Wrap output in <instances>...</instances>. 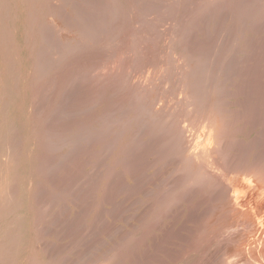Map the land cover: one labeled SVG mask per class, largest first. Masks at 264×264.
<instances>
[{"label":"rangeland","instance_id":"1","mask_svg":"<svg viewBox=\"0 0 264 264\" xmlns=\"http://www.w3.org/2000/svg\"><path fill=\"white\" fill-rule=\"evenodd\" d=\"M36 1H38L39 4L42 3V6L36 4ZM36 1L32 0V3H29L31 0H0V14H2L0 15V108L5 106L2 108L3 110L0 109L5 114H0V171L3 169L6 171L3 170L4 172L2 171L0 173V184H3L5 180L6 182L10 181V183H7L9 186L15 182V188L13 186L12 188L8 186L10 191L7 190L9 193L6 191L8 195H14L13 198L10 197V199L7 197L10 201L13 199V203L11 204L5 197L7 199L5 201L10 205L7 206L5 201L2 203L6 204L7 207L3 204L0 205V207H2L0 209V241H3L0 242V264H93V262L96 264L97 261L101 264L104 260L105 262L107 261V264H138L139 262V264H224V262L226 264L228 260H232V262L230 261L231 263L228 261V264H264V232L262 235L263 239L260 243L250 235L251 233H249L250 231H248L247 228L246 231H244V224L248 223L247 217H244L245 219L242 217L241 219L240 217L229 214L228 216L226 215L225 218L222 215V218V216L218 214L222 203H219L217 199L211 197L216 193L217 187L211 182L212 180H208L210 178H204V176H201L203 174L200 173V177L196 175L198 172L196 169L198 167L195 166L197 165H192L191 167L194 166L193 168L189 167V164L185 162L186 158L182 155L180 147L182 137H179L178 134L175 133V128L178 127L174 128L172 126L173 129H170L172 128L170 126L171 123L174 120L175 122H173V124L177 123L178 121L176 120L180 119L182 125L186 128L183 129L187 132L184 131L186 136L204 140L208 134V128L205 127L198 118H195V116H199L200 111L197 110H200V108L210 102L213 103L215 99L217 101L219 98H222V100L219 99V103L216 102L217 106L220 108V111H222L221 113L225 115L227 119L229 118L228 120L230 122L235 121L236 116H243L244 118L242 117L243 119H241L245 120V111H247V106L245 107V104L247 103L248 105V101H244L246 98L244 95L248 93L245 91V94L241 92V94H244H242L243 96L239 95L240 92L238 89L242 82L246 84L247 73L245 72L248 69L246 71L243 70L248 68L249 65L247 60H249L248 54L250 46L249 44L247 45V42L250 41V36L252 37L254 35L258 38L260 34H264V31H260L261 33L259 32V30L264 29V1L60 0V3L59 0ZM50 1H54L56 4ZM197 1L200 2L198 3ZM249 1H251V3ZM26 2L28 3L26 4ZM33 2H35L34 4L36 6H34ZM43 2L45 4H43ZM248 3H255L256 7H252V5ZM30 4L33 5V8ZM37 5L39 7H37ZM47 6L48 8L51 6L52 10L50 8L48 9ZM261 6H263L262 11ZM33 9L36 11H33ZM30 10L35 12L36 16L38 15L39 17H36ZM40 11H42V13ZM57 11H61L62 13L60 12L57 14ZM30 15L35 17H31ZM54 15L57 16L53 18V20L52 17H54ZM5 16H7V21L4 19L6 18ZM24 18L25 20H23ZM57 18H60L61 21L59 19L57 20ZM33 19L35 22H33ZM41 20L44 24L40 23ZM62 20H64V22ZM26 21L28 22L27 25ZM45 23L48 25L46 26ZM53 23H55V25ZM31 25L34 27L31 28ZM176 25L177 27L179 26L178 28L180 30L177 29ZM41 26L44 28H42L44 32L41 30ZM256 26H259L257 29L258 31H256ZM29 27L33 31H31L30 34ZM171 27H175V29ZM38 28L39 31L37 30ZM46 28L48 31H46ZM167 29L168 31H166ZM171 30L178 31L176 33L174 32V34H177L175 37ZM37 31L39 32L38 34H41V37L43 36V40H39L40 35H36ZM164 33L166 36H168V34L171 36L169 43H171L173 37V44L168 47L169 51L166 50L168 46L166 42L169 41L170 36L167 38L168 40H166V37L164 38L163 35ZM179 33H182L183 36L185 34L186 36H184V39L191 41H183V44H181L182 41H180V43L178 42L177 44V39H180L179 36H181ZM10 34L13 35L11 36ZM189 34H193V36L196 34L195 37L197 40L194 38V41L193 36ZM26 35L30 36V38H32V35L33 38L30 39ZM133 35L137 37L133 39ZM146 35L148 38L159 36L161 40H159V37H157V39L154 38L156 41L159 40L157 42L155 41L157 44H154L152 43L153 38H150L151 43L149 41L148 43L144 42L142 44L144 40L148 41L146 40L148 39ZM188 35L190 36L189 38ZM142 36L144 39H142ZM183 36H181L182 40H184ZM26 37H28V39H26ZM138 37L141 39L138 40ZM174 38H176L177 41H175ZM186 42L190 44L187 45ZM197 42L200 44L198 45ZM174 43L175 46H173ZM15 44L17 45L15 46ZM186 45L189 47L188 49ZM193 45L196 48L199 47V49L192 47ZM181 46H184V48L182 47L183 51L185 50L184 52L180 48ZM37 48L38 50L40 49L38 53H36L38 51ZM12 49L16 51V54ZM30 50H32V52ZM187 50L190 51L188 52ZM171 51H174V53ZM168 52H171V58L174 57L173 59L176 61L169 60L170 57L168 59ZM39 53L40 55H38ZM119 53L122 55L124 53V59L121 57L122 55H120L121 58L118 59L119 61H121V59L124 60L121 62L122 64L124 63L123 65L126 64L125 67L127 68L122 69H126L127 71L121 69V71L117 72L115 70L117 74L115 72L111 77L109 74L108 77L107 72L111 71L112 67L116 69L117 66L122 65L120 64L121 62L119 65L116 63L117 61L115 62V60H118L116 58L119 57ZM177 56L182 58L180 59ZM6 58L9 60H6ZM10 58H12L14 62H12ZM178 59H180V61ZM159 60L160 62L162 61L163 64L159 63ZM168 62H171L172 65ZM179 62L181 64H178ZM246 62L248 64H244ZM155 63H157L156 65L161 64V66L154 67ZM164 64L166 68L169 67L170 69H165ZM176 64L178 66L181 65V68H177ZM185 64H190L189 66L192 68L186 66L183 70L182 66ZM47 65L49 68L46 67ZM146 65L147 70L144 71L146 69L144 66ZM151 65L153 67H151ZM244 66L246 67L245 69H243ZM45 67L48 68V71ZM156 68L157 70L161 69L160 72L159 70L157 71ZM240 68L243 70H240ZM35 69H40V71L43 70L42 73L44 72V74L40 75L42 73L39 71V74L38 70ZM189 71L190 77L187 76V73H184ZM241 71H243L245 75ZM32 72H37L39 77H37V73L35 75ZM157 72H159L158 75ZM191 73L193 76H191ZM240 73L243 74V78H241ZM236 74L238 75L235 76ZM113 75L117 77H113L114 80L111 79ZM173 75L179 78L181 76L182 79H178V77L177 79L176 77L172 78ZM105 76L107 81H103ZM157 77H159V79ZM160 77H162V81L164 80L166 83L168 81L167 85L159 81L161 79ZM164 77L166 79H163ZM117 79H119V81H117ZM130 79H132V82L136 80L134 84L137 83L138 86L129 82L131 81ZM33 80H36L34 82L35 87L32 82ZM149 80H153L151 82L155 85L153 86L152 83L150 84L151 86L148 85ZM185 80L190 82V84L183 82ZM157 81L158 83L160 82L159 85H157ZM27 82L28 84H26ZM141 82L142 85L139 84ZM180 82L182 84H180ZM233 83L238 86H235ZM161 84L162 86H160ZM177 84H180L181 88L183 85V89L180 90L182 93L179 92L181 94L176 92L178 88L180 89V86ZM103 85L105 88H103ZM146 85H148L149 88L154 87L155 89L152 88L150 90ZM190 85L193 89H191L192 87ZM92 86L95 87L96 90H94V88L92 89ZM135 86L136 90L137 87L140 89H143V87L145 88L143 95L141 93L143 90L141 91L138 89L137 91L139 94L136 93ZM207 86L211 88H207ZM101 87L102 90L105 91L104 93L100 90ZM161 87L162 89L164 88L163 90L169 89L170 91L167 90L162 92ZM194 88L196 89L194 90ZM35 89H39V92L35 91ZM156 89L159 91L161 90L160 94L162 95L158 93L159 91L154 93L157 91ZM174 89L175 91L172 93L171 90ZM207 90L208 93L211 94L208 95ZM94 91H98V95H96L97 93ZM145 92L148 93V99L151 103L147 102L148 99L146 100L144 96ZM165 92L168 94H165ZM197 92H199V94L194 95V93L197 94ZM34 93L37 94L34 96ZM212 93L215 94L214 97ZM121 94L123 96L126 95L124 99ZM153 94L157 96L154 97L155 95ZM169 94L175 95L171 97ZM100 96L101 99L99 98ZM150 96L151 98H149ZM161 96L167 98L165 99L166 101ZM181 96L182 99L185 98L184 100L188 102L189 100L186 98H189L190 104H193L194 98L195 103L198 101L196 100L197 98L199 102L203 101L202 104L207 103L204 102V100L208 101V103L203 106L201 103H199V106L196 104L197 107L192 105L194 106L195 112L197 111L195 113L193 112V107L188 106V102H185L186 104L183 105ZM200 96L204 98L201 99L202 97L200 98ZM216 96L218 99L215 98ZM234 96L235 98H233ZM157 97L162 99H157ZM37 98L38 100H36ZM177 99L179 101H177ZM32 100L34 101L32 102ZM157 100H160V102L162 101V104L166 105L163 106L159 102L161 110L165 111L163 112L165 116L172 107L173 111L176 109V111L179 109L180 111H178V113L174 112V114H172L173 111H170V113H172H169L170 115L168 114V117L166 116L167 118L165 116H163L165 117L163 118L160 113H156L157 109V112H159L160 108L157 104V107H159H156L157 109L155 107L148 109L146 107L147 105H145L147 102L150 108ZM111 101L113 103L116 102L114 103L116 104V108L114 104L110 103ZM221 101H224L223 103L225 104L227 103V107L226 105L224 107V104H220ZM101 102L102 104L99 105ZM118 102H120V104ZM177 102L181 103L182 106L178 107L177 105L181 104ZM241 102L245 109L242 108L241 104L239 106ZM109 103L111 106L109 105L108 108H106ZM169 103L172 104L171 107ZM228 103H230L229 106ZM20 106H23V108ZM33 106L35 107V111ZM112 106H114L113 109L111 108ZM162 106H169L170 108L162 109ZM109 108H111V111ZM152 109H155V111H153L155 112V116H153L154 114L152 111L150 112ZM223 110H225L224 112H226V110L228 111L227 113H223ZM234 110H237V112L234 113ZM1 111L0 113H2ZM33 111L34 113H38L34 114ZM181 111L183 115L185 113V117L182 116V113L179 114ZM93 112H95V114H93ZM39 113L42 115H40L42 118L39 116L42 120L36 119L35 121L33 114L34 117L37 116L35 118H38ZM43 114L45 116H43ZM91 115H93L92 118H90ZM156 115L159 116L156 117ZM178 115H181L182 118L184 117L185 119H176ZM187 115H192L193 117ZM88 116H90V119H88ZM2 118H5V120L3 121ZM236 119L239 122L236 124L233 122V126L229 129L228 148H232L230 146H234L233 144L236 142L241 144V140L243 143V145H240V147H242V152L238 151L240 147H238L239 145L237 143L235 144L236 146L238 145L237 148L234 146L233 149H231L232 151L228 149V152L227 149H225V151L218 147V152L216 153L218 155H216V157H218V159L220 157L219 161L223 165L218 166V173L221 176H225L227 180H233L234 182L236 180V182L240 181L238 184L239 186L241 185L240 191L243 192L244 195L240 191L239 193L242 194L241 197H244L246 194L245 182L247 178L242 172L231 170L227 167L226 161L231 157L238 159L239 156L242 155L238 160L241 159V161L245 162L254 156V154L258 157L260 153V155H262V152L264 153V120L262 121L263 127L257 125L255 133L250 132L254 130L250 129L248 125V117H246L247 121H242L240 118ZM44 120L48 121V125ZM43 122H45V124H43ZM240 122L242 124H240ZM245 122L247 124H245ZM40 124L42 126H39ZM179 124H181L180 121ZM195 125L198 128L195 127ZM8 126H10V128ZM44 126H47V128L49 126V128L47 129ZM174 126H177V124H174ZM241 129L244 130V132ZM46 130L47 132H45ZM40 131L42 132L40 133ZM262 131L263 134L261 133ZM231 132H238V134H231ZM42 135L44 136L42 137ZM45 136L46 138L44 139ZM175 136H178V139H180L179 142ZM254 139L256 142H254ZM42 140L46 141L44 142ZM168 140L170 142H168ZM171 140L174 141L173 144ZM230 141L231 143L233 142L232 145H230ZM174 143L179 145L175 146ZM44 144L46 145L44 146ZM251 145H254V147ZM255 145H258L260 149L257 146L256 148ZM250 147H252L251 149L253 150H251ZM235 148L238 150L236 151ZM8 149H10V151ZM257 151L261 152L258 153ZM222 152L224 154H222ZM246 155H250L251 157H247ZM6 158L9 163H7ZM223 159L226 160L224 161ZM11 161L14 166H8V164H11ZM111 162H115L112 163L114 166L117 163L119 164L114 168ZM2 164H6V166L4 167ZM6 167H10L7 168L8 170L12 168V171L6 170ZM109 168L114 169L112 170L113 174L111 173L109 175ZM194 169L197 172H194ZM3 174L5 176H3ZM105 174L109 175L105 178L110 179L109 181L112 186L111 184L109 185L108 180H104ZM1 175L3 176V180ZM14 176L17 177L15 178ZM240 178L242 179L239 180ZM106 184L108 185L106 186ZM109 186L113 188H108ZM105 188H107V190H105ZM108 190H113L110 192L111 195L108 193L110 195L109 198H102L105 194L108 196ZM251 195H254L253 198L255 197V201L260 197V195L257 197L258 195L255 192H251ZM36 197H42L41 201L43 202V200H45V202H43L44 204H41V201H38L39 203L37 202L39 205L35 204L38 200ZM215 200L219 204L216 203ZM101 201L104 202L105 205L102 206ZM96 202L97 204H95ZM261 205V207H258L261 209L259 215H263L264 217V203ZM98 206L103 208L97 209ZM12 209L15 212H12L10 215ZM249 215V218L253 219V215L250 213ZM161 216L165 218H162L163 221L161 219L159 220ZM219 216L221 217L219 218ZM227 217L229 220L225 222ZM157 221L160 223L158 224ZM150 222H152L151 224H154V226L157 224L156 226L158 227L151 226ZM220 222H222V224H220ZM225 223H227L226 226L224 225ZM218 224L220 225L218 226ZM230 226H233L234 230ZM153 227L156 230H153ZM214 228H218V230L215 231ZM229 228H231V232ZM241 228L243 231H241ZM157 229L161 231L159 232ZM232 231L238 233L234 234ZM141 235H143L142 237H144L145 240L143 239L140 241L139 238ZM132 238L134 240H131ZM150 238L153 239L151 240ZM237 238H239V241H237ZM10 239L13 240H11L12 243L11 241L9 243L8 240ZM128 239L131 240L130 244L127 241ZM4 242H6V245ZM237 242H239V244ZM134 245H136V247H134ZM154 245L156 251L153 250ZM119 248L121 250L120 252L117 251ZM129 249L131 251H129ZM128 251L129 253H127ZM143 252H145V254ZM147 252L150 253L146 254ZM152 254L156 257L153 255L150 260ZM231 255H235L233 259ZM125 257L126 259H124ZM146 259H148L147 261L149 262H145ZM120 260L121 263L119 262ZM127 260L130 261L128 262ZM108 261L110 263H108Z\"/></svg>","mask_w":264,"mask_h":264},{"label":"bare ground","instance_id":"2","mask_svg":"<svg viewBox=\"0 0 264 264\" xmlns=\"http://www.w3.org/2000/svg\"><path fill=\"white\" fill-rule=\"evenodd\" d=\"M12 1V0H11ZM14 1V0H13ZM36 1V0H35ZM210 1H212V0H210ZM247 2H248V0H246ZM264 1V0H263ZM22 2V1H21ZM50 2H54V1H50ZM61 1L59 0V3H60ZM198 3L200 2V1H197ZM196 2V3H197ZM250 3H251V1H249ZM252 2H253V0H252ZM255 2V1H254ZM2 3V2H1ZM28 2H26V4H27ZM29 3H32V0H31V2H29ZM35 2H33V4H34ZM40 3H41V1H40ZM55 4H56V2H54ZM58 3V2H57ZM58 3V4H59ZM197 3V4H198ZM250 3H248V4H250ZM256 3V2H255ZM255 3H253V4H250V5H252V7H254L255 6ZM36 4H38V5H40V6H42V3L41 4H39L38 3V1H36ZM43 4H45L44 2H43ZM195 4V3H194ZM4 5V4H3ZM30 5H32V4H30ZM37 5V7H39ZM52 5H54V4H52ZM28 6V5H27ZM34 6H36L35 4H34ZM58 6V5H57ZM263 6H264V4H263ZM263 6H261V11L263 10L262 8H263ZM1 7V6H0ZM31 7V6H30ZM251 7V8H252ZM256 7V6H255ZM32 8H33V5H32ZM41 8V7H40ZM39 8V9H40ZM44 8H45V5H44ZM47 8H48V6H47ZM51 10H52V8H51V6L49 7ZM48 8V9H49ZM4 9V8H3ZM3 9H1L2 11H4ZM15 9V8H14ZM31 9V8H30ZM35 9H36V7H35ZM35 9H33V11H36ZM55 9V8H54ZM7 10H9V9H7ZM12 10V9H11ZM28 10H29V7H28ZM43 10V9H42ZM55 10H57V9H55ZM2 11H1V13H2ZM16 11V10H15ZM33 11H31L30 10V12L31 13H34L35 14V12H33ZM49 11V10H48ZM48 11H47V13H48ZM41 13H42V11H40ZM61 12V11H60ZM60 12H56L57 14H59ZM6 13V12H5ZM14 13V12H13ZM38 13V12H37ZM46 13V12H45ZM62 13V12H61ZM256 13V12H255ZM4 14V13H3ZM8 14V13H7ZM33 14V15H34ZM40 14V13H39ZM52 14V13H51ZM53 14H54V10H53ZM236 14V13H235ZM0 15H2V14H0ZM33 15H30L31 17L33 16ZM9 16V15H8ZM16 16V15H15ZM35 16H36V14H35ZM35 16H33V17H35ZM38 16V15H37ZM36 16V17H37ZM57 16V15H56ZM55 15H54V17H52V19L53 18H55L56 17ZM6 18H4V19H6V21H7V16H5ZM14 17V16H13ZM27 17H28V15H27ZM26 17V18H27ZM39 17V16H38ZM45 17H46V15H45ZM59 17V16H58ZM60 17H63V16H60ZM10 18V17H9ZM8 18V19H9ZM29 18V17H28ZM43 18V17H42ZM3 19V20H4ZM44 19H46V18H44ZM49 19V18H48ZM51 19V20H52ZM60 20V18H57V20ZM23 20H25V18L23 19ZM40 20V19H39ZM47 20V19H46ZM50 20V21H51ZM54 20V19H53ZM52 20V21H53ZM56 20V19H55ZM56 20V21H57ZM9 21V20H8ZM18 21V20H17ZM44 21V20H43ZM52 21H51V23H52ZM61 21V20H60ZM63 22H64V20H62ZM4 22H5V20H4ZM4 22H3V24H4ZM33 22H35L34 21V19H33ZM37 22V21H36ZM55 22V21H54ZM12 23V22H11ZM27 21H26V25H27ZM40 23H42V24H44V22H42V20H41V22ZM39 23V24H40ZM62 23V22H61ZM14 24H15V21H14ZM35 24V23H34ZM54 25H55V23H53ZM60 24V23H59ZM72 24V23H71ZM138 24V23H137ZM174 24V23H173ZM172 24V25H173ZM20 25V24H19ZM23 25V24H22ZM45 25L47 26L48 24H46L45 23ZM62 25H63V23H62ZM79 25V24H78ZM135 25V24H134ZM256 25V24H255ZM12 26V25H11ZM24 26V25H23ZM29 26V25H28ZM32 26V25H31ZM37 26V25H36ZM43 26V25H42ZM41 26V30L44 32V26L42 27ZM65 26V25H64ZM171 26V25H170ZM174 26H175V24H174ZM181 26V25H180ZM260 26V25H259ZM259 26H256V27H254V28H256V31H258L257 29L259 28ZM34 26H32L31 28H33ZM39 27H40V25H39ZM49 27V26H48ZM47 27V28H48ZM80 27V26H79ZM136 27V26H135ZM176 27H177V25H176ZM179 27V26H178ZM177 27V29L178 30H180L179 28ZM14 28V27H13ZM31 28L29 27V29H30V32H29V34L31 33ZM43 28V29H42ZM46 28V29H47ZM55 28H57V27H55ZM78 28V27H77ZM171 28H173V29H175V27H171ZM11 29H12V27H11ZM10 29V30H11ZM25 29V28H24ZM45 29V30H46ZM59 29V28H58ZM79 29V28H78ZM77 29V30H78ZM166 29V28H165ZM169 29H170V27H169ZM250 29H252V28H250ZM249 29V30H250ZM261 29H263V28H261ZM38 31H39V28L37 29ZM72 30H74V29H72ZM138 30V29H137ZM37 31V34L36 35H40V41H41V39H42V37H41V34H38L39 32ZM41 31V32H42ZM46 31H48V29L46 30ZM57 31V30H56ZM166 31H168V29L166 30ZM170 31V30H169ZM172 31V30H171ZM255 31V30H254ZM255 31V32H256ZM260 31H264V29L263 30H259V32ZM12 32V31H11ZM33 32V31H32ZM40 32V33H41ZM43 32H42V34H43ZM76 32V31H75ZM173 32V33H172ZM171 33L172 34H174V32L176 33V32H178V31H172ZM179 32H181V31H179ZM258 32V33H259ZM253 33V32H252ZM261 33V32H260ZM3 34V33H2ZM21 34V33H20ZM24 34V33H23ZM171 34V35H172ZM180 34V33H179ZM11 35V34H10ZM13 35V34H12ZM11 35V36H12ZM33 35V34H32ZM31 35V37L33 38V36ZM144 35V34H143ZM164 35V38L166 37V40H168L167 38L170 36L169 34H168V36H166L165 35V33L163 34ZM177 34H174V37L176 36ZM181 36H183V34L181 33L180 34ZM190 36H193V34L191 35V34H189ZM188 35V38L190 37ZM196 35V34H195ZM195 35L193 36V39L195 38L196 40H197V38L195 37ZM255 35H257V34H255ZM259 35V34H258ZM25 36V35H24ZM26 36H28V35H26ZM45 36V35H44ZM145 36V35H144ZM179 36V35H178ZM181 36H179L180 37V39H177L176 40V38H174V40L175 41H177V44H178V42L180 43V41H182L181 42V44H183V41L185 42V41H188V42H190L191 40H185L184 39V36H186L185 34H184V36H183V39L184 40H182V38H181ZM29 38H30V36H28ZM28 37H26V39H28ZM38 37V36H37ZM133 37V39H134V37H137V36H132ZM146 37H147V35H146ZM146 37H145V39H146ZM157 37H159V36H156V37H154V38H156L157 39ZM32 38H30V39H32ZM39 38V37H38ZM47 38V37H46ZM139 39L138 40H140L141 38L140 37H138ZM148 38V37H147ZM151 37H149L148 39H146V40H148V41H143L142 42V44L144 43V42H149L150 41V43H151V39L153 38H151ZM153 38V40H152V43H154V44H157L156 42L157 41H159V40H161L160 38L161 37H159V40H155ZM187 38V37H186ZM187 38V39H188ZM192 38V37H191ZM211 38V37H210ZM0 39H1V37H0ZM77 39V38H76ZM136 39V38H135ZM142 39H144L143 38V36H142ZM170 39H171V36L169 37V41H167L166 43H168L166 46H167V49L166 50H168L169 51V49H168V47H170L169 45H171V44H173L172 43V41H173V37H172V41H171V43H169L170 42ZM195 39H194V41H195ZM203 39V38H202ZM24 40H25V38H24ZM34 40V39H33ZM43 40V39H42ZM46 40V39H45ZM53 40H55V39H53ZM164 40V39H163ZM236 40V39H235ZM234 40V41H235ZM1 41V40H0ZM32 41V40H31ZM156 41V42H155ZM248 41H249V39H248ZM26 42V41H25ZM33 42V41H32ZM39 42V41H38ZM47 42V41H46ZM137 42H139V41H137ZM165 42V41H164ZM198 42H199V40H198ZM197 42V44L199 45L200 43H198ZM9 43V42H8ZM140 43V42H139ZM187 43V42H186ZM185 43V44H186ZM192 43V42H191ZM195 43V42H194ZM35 44V43H34ZM188 44H190V43H187V45ZM225 44V43H224ZM249 44V46H250V48H249V60H247V62L249 63V65H248V68H246L245 66H244V68L243 69H245V70H243L242 68H240V70L242 69L243 71H246L247 69V71L245 72V73H247V75H246V84H245V82H242V84L241 85H239V92H240V94L239 95H242L245 91H247V95H244V96H246V98L244 99V101L245 100H247L248 101V105H247V103L245 104L244 103V101H243V103L245 104V107L247 108V111H245L244 109V106L242 105L243 103L241 102V103H239V106H240V104H241V106H242V108H244L243 110L246 112V117H248V125H249V127H250V129H252V130H254V131H250V132H255L256 130H255V128H256V126L257 125H261L262 126V121L264 120V34H260V36L257 38L256 36H250V41L249 42H247V45ZM11 45V44H10ZM17 44H15V46H16ZM68 45V44H67ZM187 45H186V47H187ZM194 45H196V44H194ZM192 46V47H195V46ZM28 46V45H27ZM39 46H40V44H39ZM38 46V47H39ZM164 46V45H163ZM173 46H175V43H174V45ZM179 46V45H178ZM233 46V45H232ZM76 47H77V45H76ZM182 47L184 48V46H181L180 48L182 49ZM186 47H185V49H186ZM14 48V47H13ZM16 48V47H15ZM19 48V47H18ZM17 48V49H18ZM25 48H26V46H25ZM32 48V47H31ZM176 48V47H175ZM189 47H187V49H188ZM196 48V47H195ZM33 49H34V47H33ZM160 49V48H159ZM163 49H164V47H163ZM193 49V48H192ZM196 49H199V47H197ZM245 49V48H244ZM248 49V48H247ZM10 50H11V48H10ZM13 50V49H12ZM37 50H38V48H37ZM40 50V49H39ZM39 50L36 52V53H38L39 52ZM191 50V49H190ZM189 50V51H190ZM230 50V49H229ZM3 51V50H2ZM5 51V50H4ZM9 51V50H8ZM13 51H15V50H13ZM31 52H32V50H30ZM161 51H162V49H161ZM160 51V52H161ZM164 52H166L165 50H163ZM179 51V50H178ZM182 51H183V49H182ZM185 51V50H184ZM183 51V52H184ZM188 51V50H187ZM188 51V52H189ZM194 51V50H193ZM247 51V50H246ZM54 52V51H53ZM163 52V53H164ZM171 52H173L174 53V51H171ZM171 52L169 53L168 52V54H169V56H167L168 57V59H169V57H170V59L169 60H175V59H173V58H171V56H172V54H171ZM245 52V51H244ZM18 53V52H17ZM196 53H198V52H196ZM199 53H200V51H199ZM198 53V54H199ZM5 54V53H4ZM15 54H16V51H15ZM165 54V53H164ZM170 54H171V56H170ZM189 54V53H188ZM187 54V55H188ZM192 54V53H191ZM193 54H194V52H193ZM31 55V54H30ZM37 55V54H36ZM38 55H40V53L38 54ZM38 55H37V57H38ZM119 55V57H117L116 59H118V58H121V57H123V59H124V53H123V55L122 54H118ZM120 55H122L121 57H120ZM195 55V54H194ZM16 56V55H15ZM57 56V55H56ZM174 56V55H173ZM176 56V55H175ZM180 56H181V54H180ZM180 56H177V57H179L180 58ZM40 57V56H39ZM67 57V56H66ZM127 57H129V56H127ZM126 57V58H127ZM176 57V58H177ZM13 58V57H12ZM12 58H10L11 60H12ZM16 58V57H15ZM42 58V57H41ZM164 58V57H163ZM162 58V59H163ZM182 58V57H181ZM180 58V59H181ZM8 58H6V60H7ZM37 59V58H36ZM123 59H121V61H124ZM165 59V58H164ZM180 59H178L179 61H180ZM3 60V59H2ZM1 60V61H2ZM9 60V59H8ZM126 60V59H125ZM37 61V60H36ZM38 61H39V59H38ZM117 61V62H116ZM119 59L118 60H115V62L116 63H118V65H119V63L121 62V61H119ZM163 61H165V60H163ZM168 61V60H167ZM166 61V62H167ZM176 61V60H175ZM182 61V60H181ZM192 61V60H191ZM9 62V61H8ZM12 62H14L13 60H12ZM114 62V63H115ZM158 62V61H157ZM244 63V64H248V63ZM10 63H11V61H10ZM16 63V62H15ZM34 63H35V61H34ZM126 63V62H125ZM159 63H162L163 64V62L161 61L160 62V60H159ZM168 63H171V62H168ZM168 63H166V64H168ZM177 63V62H176ZM191 63V62H190ZM43 64V63H42ZM120 64H122V62L120 63ZM124 64V63H123ZM122 64V65H123ZM157 63H155V65H154V67L155 66H161V64H158V65H156ZM178 64H181L180 62L178 63ZM242 64H243V62H242ZM14 65V64H13ZM12 65V66H13ZM116 65V64H115ZM117 66V68L115 69V68H113L112 67V70L111 71H108L106 74H107V76L109 77V74H110V77H111V75L113 74V73H115L116 71L117 72H119V71H121V69L122 68H127V67H125V65H123V66ZM165 65V64H164ZM171 65H172V63H171ZM177 65V64H176ZM190 65V64H189ZM189 65H187V64H185L184 66H182L183 67V70H184V67H188ZM59 66V65H58ZM109 66V65H108ZM107 66V67H108ZM128 66V65H127ZM149 66H150V64H149ZM168 66H169V64H168ZM181 66V65H180ZM180 66H178L177 65V68H179ZM192 66V65H191ZM46 67H48V65L46 66ZM45 67V69L47 70L48 68H46ZM110 67V66H109ZM146 67V69L144 70V71H146L147 70V65L146 66H144V68ZM151 67H153L152 65H151ZM150 67V68H151ZM169 67H171V66H169ZM169 67H167L168 69H170ZM173 67H175V66H173ZM190 67V66H189ZM188 67V68H189ZM195 67V66H194ZM166 68V65H165V69H167ZM176 68V69H177ZM181 68V67H180ZM188 68H186V69H188ZM190 68H192V67H190ZM221 68H222V65H221ZM10 69H11V67H10ZM41 69V68H40ZM40 69L38 70V69H35V70H38V73L40 74V72L42 73V71L43 70H41L40 71ZM109 69V68H108ZM111 69V68H110ZM163 69V68H162ZM175 69V70H176ZM106 70V69H105ZM116 70V71H115ZM122 70H126V69H122ZM148 70H149V67H148ZM153 70H155V69H153ZM153 70H151V71H153ZM156 70H157V68H156ZM159 70V69H158ZM157 70V71H158ZM161 70V69H160ZM160 70H159V72H160ZM179 70V69H178ZM227 70V69H226ZM40 71V72H39ZM48 71V70H47ZM127 71V70H126ZM177 71V70H176ZM187 71V70H186ZM243 71H241L243 74H244V72ZM10 72H12V71H10ZM23 72H25V71H23ZM117 72H116V74H117ZM123 72V71H122ZM148 72V71H147ZM159 72H157V75H158V73ZM171 72V71H170ZM175 72V71H174ZM32 73H34L35 75H36V73L35 72H32ZM32 73H31V75H32ZM37 73V74H38ZM47 73V72H46ZM127 73V72H126ZM143 73V72H142ZM152 73V72H151ZM179 73V72H178ZM184 73H187V76H189L190 77V71L189 72H184ZM215 73V72H214ZM33 74V75H34ZM39 74H38V76L37 77H39ZM44 74V72L42 73V74H40V75H43ZM102 74V73H101ZM120 74V73H119ZM147 74V73H146ZM170 74V73H169ZM189 74V75H188ZM192 74V73H191ZM198 74V73H197ZM241 74V73H240ZM243 74H241L240 76H241V78H243L242 77V75ZM34 75V76H35ZM121 75H123V74H121ZM156 75V74H155ZM156 75V76H157ZM160 75H161V73H160ZM204 75H206V74H204ZM209 75V74H208ZM217 75V74H216ZM238 74H236L235 76H237ZM245 75V74H244ZM16 76V75H15ZM150 76H152V75H150ZM154 76V75H153ZM171 76V75H170ZM174 76V77H173ZM172 76V78H175L176 77V79H177V77L178 76H175V75H173ZM186 76V77H187ZM191 76H193V74L191 75ZM239 76V77H240ZM17 77V76H16ZM33 77V76H32ZM36 77V76H35ZM37 77H36V79H37ZM113 77H115V78H117L116 77V75H113L112 76V80H114V78ZM121 77V76H120ZM166 77V76H165ZM163 78V79H166V78ZM185 77V76H184ZM238 77V78H239ZM158 79H159V77H157ZM161 79L159 80V81H161V83H166V82H164V80L162 81V77H160ZM180 78H181V76H180ZM179 77H178V79H180ZM33 79V78H32ZM109 79V78H108ZM120 79V78H119ZM119 79H117V81H119ZM132 79H133V77H132ZM132 79H130L131 81H129V82H131L132 84H134V82H136V80L134 81V82H132ZM175 79V80H176ZM182 79V78H181ZM184 79H186V78H184ZM17 80V79H16ZM27 80V79H26ZM55 80V79H54ZM93 80V79H92ZM107 81V79H106V76H105V79H103V81ZM110 80V79H109ZM169 80V79H168ZM187 80V79H186ZM183 81V82H186V84H190V82H188V81ZM192 80V79H191ZM36 80H33L32 82H33V85H34V87H35V84H34V82H35ZM117 81H115V82H117ZM123 81V80H122ZM125 81H127V80H125ZM138 81V80H137ZM140 81V80H139ZM151 81H153V80H149V84L148 85H150L152 82ZM167 81V80H166ZM173 81H174V79H173ZM14 82V81H13ZM16 82H18V81H16ZM31 82V83H32ZM109 82V81H108ZM112 82V81H111ZM114 82V81H113ZM155 82V81H154ZM188 82V83H187ZM199 82H201V81H199ZM107 83V82H106ZM131 83H130V85H131ZM143 83H145V82H143ZM156 83V82H155ZM157 83H158V81H157ZM160 83V82H159ZM159 83L157 84V85H159ZM167 83H168V81H167ZM167 83H166V85H167ZM194 83V82H193ZM213 83V82H212ZM26 84H28V82L26 83ZM30 84V83H29ZM38 84V83H37ZM104 84H105V82H104ZM108 84V83H107ZM117 84V83H116ZM139 84H141L142 85V82L141 83H139ZM180 84H182L181 82H180ZM180 84L178 85V86H180ZM234 84V83H233ZM247 84H248V86H247ZM14 85H16V84H14ZM61 85V84H60ZM106 85V84H105ZM134 85H136V86H138L137 85V83L136 84H134ZM141 85H139L140 87H142ZM144 85V84H143ZM148 85H146V87L148 86ZM152 85L154 86L155 84H153L152 83ZM232 85V84H231ZM235 86H238V85H236V84H234ZM27 86V85H26ZM112 86H113V84H112ZM136 86H135V91H136V93L137 94H139L138 93V89L139 90H143V92H141V91H139V92H141L142 93V95H143V93H144V87H143V89H140V88H138L137 87V90H136ZM151 86V85H150ZM160 86H162V84L160 85ZM168 86H169V84H168ZM174 86V85H173ZM186 86V85H185ZM191 86V85H190ZM189 86V87H190ZM200 86H202V85H200ZM60 87V86H59ZM108 87V86H107ZM164 87V86H163ZM187 87V86H186ZM188 87V88H189ZM192 87V86H191ZM204 87V86H203ZM232 87V86H231ZM230 87V88H231ZM94 88V90H96V88L95 87H93L92 86V89ZM98 88V87H97ZM103 88H105L104 87V85H103ZM148 88H149V86H148ZM153 89H155L154 87H152ZM152 88H149L150 90L152 89ZM157 88V87H156ZM158 88H159V86H158ZM165 88V87H164ZM163 88V89H164ZM207 88H211L210 86L208 87L207 86ZM237 88V87H236ZM28 89V88H27ZM147 89V88H146ZM162 89V87H161V90H162V92H164V91H167V90H169V89H166V90H163ZM171 89V88H170ZM176 89V88H175ZM175 89L174 90H171L172 91V93H173V91H175ZM183 89V85H182V88H181V86H180V89L178 88L177 89V93H179V92H181L182 93V91H180V90H182ZM191 89H193V87L191 88ZM196 88H194V90H195ZM29 90V89H28ZM39 89H35V91H38ZM100 90H102V87H101V89ZM127 90V89H126ZM128 90H129V87H128ZM157 90V89H156ZM161 90L159 91V90H157V91H155L154 92V90H153V92L154 93H156V92H158L159 94H160V92H161ZM179 90V91H178ZM237 90V89H236ZM33 91V90H32ZM99 91V90H98ZM98 91H94L95 93H97ZM130 91V90H129ZM146 91V90H145ZM149 91V90H148ZM147 91V92H148ZM170 91V90H169ZM185 91V90H184ZM39 92V91H38ZM93 92V91H92ZM102 92L104 93L105 91L104 90H102ZM149 92H152V91H149ZM176 92H174V93H176ZM192 92H193V90H192ZM195 92V91H194ZM238 92V91H237ZM241 92H243L242 94H241ZM1 93V92H0ZM102 93V94H103ZM111 93V92H110ZM109 93V94H110ZM171 93V92H170ZM176 93V94H177ZM181 93H179V94H181ZM207 93H208V90H207ZM234 93V92H233ZM16 94V93H15ZM35 94H37V93H34L33 95L35 96ZM101 94V95H102ZM129 94V93H128ZM146 94V95H145ZM145 94H144V96L146 97V100L148 99V93H146L145 92ZM150 94V93H149ZM165 94H168V93H166L165 92ZM190 94H191V91H190ZM193 94V93H192ZM199 94V92H197V94L196 93H194V95H198ZM209 94H211V93H208V95ZM32 95V94H31ZM94 95V94H93ZM96 95H98V93L96 94ZM112 95V94H111ZM122 95V94H121ZM120 95V96H121ZM130 95V94H129ZM153 95H155V94H153ZM160 95H162V94H160ZM160 95H159V97H160ZM169 95H171V97H172V95H175V94H169ZM168 95V96H169ZM207 95V94H206ZM205 95V96H206ZM212 95H213V97H214V93H212ZM238 95V96H239ZM242 95V96H243ZM9 96V95H8ZM103 96V95H102ZM110 96V95H109ZM113 96V95H112ZM112 96H111V98H112ZM119 96V97H120ZM123 96V95H122ZM126 95H124L123 96V99H124V97H125ZM157 95H155L154 97H156ZM163 96H164V93H163ZM166 96V95H165ZM211 96V95H210ZM220 96H221V94H220ZM237 96V97H238ZM162 97V96H161ZM167 97V96H166ZM176 97V96H175ZM185 97H187V96H185ZM189 97V96H188ZM202 96H200V98H201ZM206 97H208V96H206ZM232 97V96H231ZM230 97V98H231ZM32 98V97H31ZM38 98H39V96H38ZM38 98L36 99V100H38ZM100 99H101V96L99 97ZM149 98H151V96L149 97ZM162 98H164V97H162ZM162 98H158L157 97V99H162ZM178 98V97H177ZM192 98V97H191ZM204 97H202L201 99H203ZM215 98H217V96L215 97ZM233 98H235V96L233 97ZM110 99V98H109ZM116 99V98H115ZM128 99V98H127ZM132 99V98H131ZM135 99V98H134ZM156 99V98H155ZM154 99V100H155ZM165 99H167V98H164V100ZM173 99H175V98H173ZM179 99V98H178ZM177 99V101H179ZM181 99H182V96H181ZM185 99V98H184ZM184 99H182V102H183V105L184 104H186L188 101L186 100H184ZM186 99H188L189 100V102H190V99L189 98H186ZM210 99V98H209ZM208 99V100H209ZM213 99V98H212ZM218 99V98H217ZM219 99H221L222 100V98H219ZM217 100L216 101V99H215V101H213V103H211L210 101V103L209 104H207L208 103V101H206V100H204V102H207V103H204V104H207V105H204V104H202L203 103V101L201 102H199V99L197 98L196 100H198L197 101V103H195L194 101H195V98H194V101L192 102L193 104H190L189 102V107H191L192 105H194V106H196L197 107V105L196 104H198V106H199V103H201L202 104V106H201V104H200V106L202 107V108H200V110H197V111H200L199 112V116L198 117H196L195 116V118H198L199 120H200V122L205 126V127H207L208 128V134H207V136L205 137V139L203 140V139H200V140H198V139H196V138H190V137H188V136H186V134H184L185 132H186V130H183L184 128H185V126L184 125H182V122H181V120L179 119V118H182V116H184L185 117V113H184V115H183V112L182 111H184V110H182L181 112H179V114H181L182 113V116L180 115H178L177 117H176V119L178 118L179 120H176V121H178L177 123H174V124H177V126H174V124H173V122H175V120L171 123V127L173 126L174 128L175 127H178V128H175V133L176 134H178V136L179 137H182V139H181V141H180V147H181V150H182V155L186 158L185 160V162H187V164H189V167L190 168H193V167H191L192 165H197V166H195V167H198L196 170H198V172L195 170L194 172H197L196 173V175L198 176V177H200V174H203V175H201V176H204V178H206L207 177V179L208 178H210V179H208L209 181H211L214 185H215V187H217V191H216V193H214L211 197H214L215 199H217V201H219V203H222V205L220 206V209H219V211H218V209H217V211L219 212L218 214H220L221 216L223 215L224 216V218H225V216L227 215H229V214H232V215H234V216H237V217H240L241 219H242V217L244 218V217H247V221H248V223L247 224H244V226H245V230L244 231H246V228L248 229V231H250L249 233H251L250 235L252 236V237H254L256 240H258L260 243H261V240L263 239L262 238V235H263V229H264V217H263V215H259L260 214V210L261 209H259L258 207L260 206H262L261 204H263L264 203V153L262 152V155H260L261 153V151L260 152H258V153H260L259 155H258V157L257 156H255L256 154H254V156H250V155H246L247 157H251V158H249L247 161H245V162H243V161H241V159L240 160H238L239 158H241V156H239V158L238 159H236L235 157H234V155H233V157L234 158H232L231 156V158L229 159L228 158V161H226L227 162V167H229L231 170L233 169V170H238V171H240V172H242L244 175H245V177L247 178L246 179V184H245V188H246V191H245V196L244 197H241V195L243 194V192H241L240 191V187H241V185L239 186V184H238V182H240V181H238V182H234L233 180L231 181V180H227L226 179V177L225 176H221L219 173H218V166H221L222 165V163L219 161L220 160V157H219V159H218V157H216V155H218V154H216L218 151H217V148L219 147L220 149H222V150H225V149H227V152H228V149L229 150H231V149H233V147L234 146H236L235 144H237L238 142H234L235 144H233V142L231 143V141L229 142V143H231L230 145H234V146H230V147H232V148H228V137H229V134H230V128H231V126H233V122H235V124L236 123H238L239 121L236 119V118H242V117H237L236 116V118H235V121H229L227 118H226V116L225 115H223L221 112L222 111H220V108H218V106H217V103L216 102H218V101H220V100ZM184 100V101H183ZM34 100H32V102H33ZM102 101V100H101ZM107 101V100H106ZM116 102H117V99L115 100ZM118 101H120V100H118ZM122 101V100H121ZM126 101V100H125ZM135 101V100H134ZM152 101H153V97H152ZM166 101V100H165ZM169 101V100H168ZM167 101V102H168ZM181 101V100H180ZM246 101V102H247ZM36 102V101H35ZM44 102V101H43ZM103 102H104V100H103ZM116 102H114V103H116ZM133 102V101H132ZM143 102L145 103V100L143 99ZM147 102H149V99L147 100ZM146 102V104L145 105H147L146 107L148 108V109H151V108H153V107H157V105L159 106V104L161 103V105H163L162 104V101L160 102V100H157L154 104H152L151 106H150V108L148 107V103ZM160 102V103H159ZM186 102V103H185ZM215 102V103H214ZM224 102V101H223ZM222 101L220 102V104H224L223 106L225 107V105L227 104H225V103H223ZM106 103V102H105ZM110 103H112V104H114L112 101L110 102ZM108 104L107 105V107L106 108H108V106L110 105L111 106V104ZM119 104H120V102H118ZM123 103V102H122ZM149 103H151V102H149ZM164 103V102H163ZM177 103H179V102H177ZM177 103H175V104H177ZM219 103V102H218ZM237 103H238V101H237ZM236 103V104H237ZM9 104V103H8ZM23 104H25V103H23ZM35 104V103H34ZM34 104H32V105H34ZM45 104V103H44ZM100 104H102V102L101 103H99V105ZM157 104V105H156ZM170 104V103H169ZM179 104H181V103H179ZM229 104L230 103H228V106H229ZM234 104V103H233ZM116 104H114V106H115ZM154 105H156V106H154ZM165 105V104H164ZM163 105V106H164ZM114 106H112L111 108L113 109V107ZM118 106H120V105H118ZM122 106V105H121ZM162 106V109H164V108H166V109H169L171 106H172V104H170V107L169 106H167V107H163ZM166 106V105H165ZM178 107L179 106H182V104L181 105H177ZM194 106H192L193 107V110H194ZM221 106V105H220ZM236 106V105H235ZM238 106V105H237ZM5 107V106H4ZM3 106H2V108H4ZM21 107V106H20ZM34 107V106H33ZM35 107H36V105H35ZM35 107H34V111H35ZM160 107V106H159ZM159 107H157V108H159ZM226 107H227V105H226ZM231 107V106H230ZM2 108H0V109H2ZM21 108H23V106L21 107ZM20 108V109H21ZM37 108V107H36ZM104 108V107H103ZM105 108V109H106ZM111 108H109V110L111 109ZM115 108H116V106H115ZM114 108V109H115ZM156 108V109H157ZM181 108V107H180ZM104 109V110H105ZM165 109V110H166ZM172 109V110H171ZM171 109H169L170 111H173V107L171 108ZM179 109V108H178ZM3 110V109H2ZM22 110V109H21ZM32 110H33V108H32ZM37 110V109H36ZM107 110V109H106ZM177 110V109H176ZM173 111V113L172 114H174V112H177L178 113V111H180V109L178 110V111ZM191 110H192V108H191ZM1 111V110H0ZM23 111V110H22ZM34 111H33V113H34ZM38 111V110H37ZM48 111V110H47ZM108 111V110H107ZM111 111V110H110ZM141 111V110H140ZM149 111V110H148ZM153 112V111H155V109L153 110H150V112ZM157 111H158V109H157ZM156 111V113H160L161 114V117H163V116H165L164 115V113L163 112H165V111H162L161 110V107L159 108V112H157ZM162 113H161V112ZM168 111V110H167ZM170 111H168L169 113H170ZM196 111V112H197ZM225 110H223V113H227V111L228 110H226V112H224ZM231 111H233V110H231ZM230 111V112H231ZM2 113H0V114H4L3 113V111H1ZM39 112V111H38ZM37 112V113H38ZM103 112V111H102ZM185 112V111H184ZM193 112H195V110L193 111ZM195 112V113H196ZM237 112V110L235 111L234 110V113H236ZM37 113H34V114H37ZM104 113V112H103ZM102 113V114H103ZM106 113V112H105ZM169 113H167L166 114V116L168 117V114ZM170 113V114H171ZM177 113H175V114H177ZM229 113V112H228ZM233 113V114H234ZM6 114H7V112H6ZM34 114H33V118L35 119V121H36V119H41L42 117V115L39 113V115H38V118H35V117H37V116H35L34 117ZM93 114H95V112H93ZM152 114V113H151ZM153 116H155V112H153ZM159 114V115H160ZM169 114V115H170ZM232 114V113H231ZM5 115V114H4ZM41 115V116H40ZM159 115H156V117H158ZM3 116V115H2ZM25 116V115H24ZM39 116L41 117V118H39ZM43 116H45L44 114H43ZM92 116L93 115H91V117L90 116H88V119H90V118H92ZM165 116V117H166ZM187 116H190V117H193L192 115H187ZM6 117V116H5ZM90 117V118H89ZM165 117H163V118H165ZM166 117V118H167ZM183 117V118H184ZM229 117H230V115H229ZM246 117H245V120H246ZM173 118H174V116H173ZM182 118V119H183ZM194 118V119H195ZM244 118V117H243ZM242 118V119H243ZM185 119V118H184ZM241 119V120H242ZM2 120L4 121L5 120V118L3 119L2 118ZM42 120V119H41ZM92 120V119H91ZM166 120V119H165ZM169 120H171V119H169ZM197 120V119H196ZM236 120H237V122H236ZM245 120H242V121H245ZM39 121V120H38ZM45 121V120H44ZM179 121H180V123L181 124H179ZM241 121V122H242ZM247 121V120H246ZM27 122V121H26ZM42 122V121H41ZM46 122V124L48 125V121H45ZM45 122H43V124H45ZM80 122V121H79ZM101 122V121H100ZM164 122V121H163ZM197 122V121H196ZM240 122V124H242ZM37 123H39V122H37ZM105 123V122H104ZM120 123V122H119ZM155 123V122H154ZM185 123V122H184ZM5 124V123H4ZM3 124V125H4ZM165 124V123H164ZM173 124V125H172ZM193 124H194V122H193ZM234 124V125H235ZM245 124H247L246 122H245ZM244 124V125H245ZM13 125V124H12ZM38 125V124H37ZM109 125V124H108ZM112 125V124H111ZM158 125V124H157ZM198 125V124H197ZM39 126H42L41 124L39 125ZM79 126V125H78ZM154 126V125H153ZM179 126H181V127H183V128H181V127H179ZM187 126V125H186ZM199 126H201V125H199ZM263 126H264V124H263ZM262 126V127H263ZM9 128H10V126H8ZM44 127H46L47 128V126H44ZM160 127V126H159ZM164 127V126H163ZM173 127L172 128H170V129H173ZM195 127H197L196 125H195ZM194 127V128H195ZM259 127V126H258ZM1 128V127H0ZM3 128V127H2ZM48 128H49V126H48ZM47 128V129H48ZM198 128V127H197ZM199 128H201V127H199ZM264 128V127H263ZM186 129V128H185ZM243 129L245 130V128L243 127ZM13 130H14V128H13ZM12 130V131H13ZM42 130V129H41ZM102 130H103V128H102ZM109 130V129H108ZM107 130V131H108ZM190 130H191V128H190ZM193 130V129H192ZM239 130V129H238ZM242 130V129H241ZM241 130H240V132H241ZM244 130H242L243 132H244ZM2 131V130H1ZM144 131V130H143ZM185 131V132H184ZM42 131H40V133H41ZM45 132H47V130L45 131ZM97 132V131H96ZM169 132V131H168ZM239 132V131H238ZM238 132L236 133V132H231V134H235V135H237L238 134ZM2 133V132H1ZM108 133V132H107ZM187 133V132H186ZM256 133V132H255ZM260 133V132H259ZM262 134H263V131L261 132ZM39 134V133H38ZM37 134V135H38ZM43 134V133H42ZM46 134V133H45ZM104 134V133H103ZM243 134V133H242ZM258 134V133H257ZM248 135V134H247ZM44 135H42V137H43ZM55 136V135H54ZM178 136H175V137H177V139H178ZM172 137H173V134H172ZM196 137V136H195ZM30 138V137H29ZM46 138V136L44 137V139ZM72 138V137H71ZM200 138V137H199ZM255 138H256V136H255ZM101 139V138H100ZM133 139V138H132ZM166 139V138H165ZM95 140V139H94ZM149 140V139H148ZM179 140L180 139H178L177 141L179 142ZM255 140V139H254ZM253 140V141H254ZM42 141H44V140H42ZM46 141V140H45ZM44 141V142H45ZM78 141V140H77ZM84 141V140H83ZM117 141V140H116ZM172 141V140H171ZM261 141V140H260ZM1 142V141H0ZM168 142H170L169 140H168ZM173 142L174 141H172L171 143L173 144ZM177 142V143H178ZM244 142V141H243ZM254 142H256V140L254 141ZM41 143V142H40ZM43 143V142H42ZM86 143V142H85ZM118 143V142H117ZM240 143L243 145V143L241 142V140H240ZM251 143V142H250ZM49 144V143H48ZM113 144V143H112ZM148 144V143H147ZM175 144V143H174ZM241 144H239L238 143V147H240V145ZM252 144V143H251ZM46 144H44V146H45ZM54 145V144H53ZM177 145H179V144H177ZM176 144H175V146H177ZM39 146H40V144H39ZM42 146H43V144H42ZM41 146V147H42ZM141 146V145H140ZM237 146H236V148H237ZM251 146H253L254 147V145H251ZM258 147V145H255V147ZM0 147H1V144H0ZM40 147V148H41ZM256 147V148H257ZM3 148V147H2ZM45 148V147H44ZM44 148H43V150H44ZM126 148V147H125ZM236 148H235V150H236ZM242 147H240V149H241ZM252 147H250V149H251ZM259 149H260V147H258ZM238 150L239 152L241 151L242 152V149L241 150ZM250 149H249V151H250ZM262 149H263V147H262ZM9 151H10V149H8ZM16 150V149H15ZM145 150V149H144ZM219 150V149H218ZM236 150V151H237ZM251 150H253V149H251ZM258 150V149H257ZM12 151V150H11ZM41 151H42V149H41ZM119 151H120V149H119ZM219 151H221V150H219ZM226 151V150H225ZM232 151V150H231ZM235 151V152H236ZM16 152V151H15ZM19 152V151H18ZM224 152V151H223ZM222 152V154H224ZM122 153V152H121ZM153 153V152H152ZM220 153V152H219ZM249 154V153H248ZM17 155V154H16ZM121 155V154H120ZM7 156V155H6ZM18 156V155H17ZM94 156V155H93ZM109 156V155H108ZM118 156H119V154H118ZM221 156H223L224 158H227V157H225L224 155H221ZM244 156V155H243ZM41 157H44V156H41ZM41 157H39V158H41ZM236 157H238V156H236ZM245 157V156H244ZM243 157V159L245 160V158ZM38 158V159H39ZM131 158V157H130ZM137 158V157H136ZM173 158V157H172ZM9 159V158H8ZM44 159V158H43ZM117 159V158H116ZM40 160V159H39ZM38 160V161H39ZM224 161L226 160V159H223ZM6 161H7V158H6ZM41 161V160H40ZM182 161V160H181ZM116 162V161H115ZM115 162H111V164L112 163H115ZM7 163H9L8 161H7ZM11 164H8V166L9 165H12V166H14L13 164H12V161L10 162ZM122 163V162H121ZM152 163V162H151ZM15 164V163H14ZM119 163H117V164H115V166L113 165V167L115 168L116 167V165H118ZM186 164V163H185ZM94 165V164H93ZM124 165V164H123ZM2 166H6V164L4 165V164H2ZM16 166V165H15ZM40 166V165H39ZM181 166V165H180ZM188 166V165H187ZM223 166V165H222ZM3 167V168H4ZM96 167V166H95ZM130 167V166H129ZM7 168H10V167H6V170H8ZM40 168V167H39ZM180 168V167H179ZM12 169V168H11ZM11 169H9L8 171H10ZM13 169H14V167H13ZM41 169V168H40ZM1 170H2V168H1ZM4 171H5V169H3ZM2 170V171H3ZM109 170V171H108ZM107 171L109 172V175L112 173V170H114V169H108ZM2 171H0V173L2 172ZM3 171V172H4ZM12 171V170H11ZM10 171V172H11ZM104 171H105V169H104ZM223 171V170H222ZM6 172V171H5ZM10 172H8V173H10ZM177 172V171H176ZM35 173V172H34ZM115 173V172H114ZM188 173V172H187ZM200 173V174H199ZM5 174V173H4ZM3 174V176H5ZM7 174V173H6ZM113 174V173H112ZM242 174V175H243ZM106 175V174H105ZM109 175H106V176H104V178L105 177H107V176H109ZM241 175V176H242ZM2 175H1V178L3 177ZM7 176V175H6ZM113 176V175H112ZM15 178L17 177V176H14ZM13 177V178H14ZM202 178V177H201ZM7 179V178H6ZM11 179H12V177H11ZM29 179V178H28ZM118 179V178H117ZM142 179V178H141ZM150 179V178H149ZM238 179V178H237ZM242 178H240L239 180H241ZM2 180H3V178H2ZM47 180V179H46ZM104 180H110V179H107V178H105ZM203 180V179H202ZM201 180V181H202ZM14 181H15V179H14ZM26 181V180H25ZM106 181H105V183H106ZM177 181V180H176ZM191 181V180H190ZM2 182H4V181H2ZM11 182H13V181H11ZM101 182V181H100ZM242 182V181H241ZM7 183H10V181L8 182H6V180H5V182L3 183V184H0V205H2L4 202L3 201H5V200H7L8 198L10 199V197H12L13 198V196L14 195H12L11 193V195H8V191L7 190H9V188H8V184ZM104 183V182H103ZM14 184H15V182H14ZM14 184L12 183L9 187L10 188H12V186L15 188V186H14ZM111 183H110V181H109V185H110ZM57 185V184H56ZM94 185V184H93ZM103 185V184H102ZM108 184H106V186H107ZM40 186V185H39ZM106 186H104V187H106ZM111 186H112V184H111ZM242 186H243V184H242ZM99 187V186H98ZM213 187V186H212ZM108 188H113V187H108ZM95 189V188H94ZM13 190V189H12ZM105 190H107V188H105ZM104 190V191H105ZM110 190V189H109ZM108 190V192H107V194L109 193L110 194V192H112V191H109ZM8 193H7V192ZM10 191V190H9ZM239 191L242 193V194H240L239 193ZM243 191V190H242ZM251 192H255V193H257V197H259V195H260V199L258 198V200L256 199V201L254 200V198H253V196L251 195ZM6 193H7V195H6ZM103 193V192H102ZM213 193V192H212ZM104 194V193H103ZM102 194V195H103ZM108 194V196H106V194H105V196H103L102 198H109V196L111 195H109ZM244 195V194H243ZM256 195V194H255ZM166 196V195H165ZM7 199H6V198ZM34 197V196H33ZM256 197V198H257ZM37 198V197H36ZM40 198V199H39ZM39 198H37L36 200V202H35V204H38L39 202L38 201H41L42 199V197H39ZM44 198V197H43ZM46 198V197H45ZM101 198V199H102ZM213 198V199H214ZM8 199V200H9ZM34 199V198H33ZM111 199V198H110ZM12 200L13 199H11V201H10V203L12 204L13 202H12ZM108 200V199H107ZM63 201V200H62ZM97 201V200H96ZM3 202V203H2ZM38 202V203H37ZM43 202H45V200H43ZM42 201H41V204H44ZM102 202V201H101ZM215 202H216V200H215ZM5 203L7 204V202L5 201ZM104 202H102L101 204H102V206L103 205H105V203L103 204ZM216 203H218V202H216ZM218 203V204H219ZM6 204H3V205H5V207H7V206H9L10 204L8 203L7 204V206H6ZM32 204V203H31ZM95 204H97V202L95 203ZM19 205V204H18ZM39 205V204H38ZM16 206V205H15ZM36 206V205H35ZM219 206V205H218ZM2 207H0V209H1ZM14 208H17V207H14ZM13 208V209H14ZM99 208H103V207H97V209H99ZM13 209H12V211H10V215H11V213L12 212H15V211H13ZM47 209V208H46ZM14 210H16V209H14ZM1 211V210H0ZM165 211V210H164ZM1 213V212H0ZM163 213V212H162ZM249 213L250 214H252L253 215V219H251V218H249L250 217V215H249ZM263 213V212H262ZM107 214V213H106ZM109 214V213H108ZM3 215V214H2ZM5 215V214H4ZM8 215V214H7ZM159 215V214H158ZM9 216V215H8ZM7 216V217H8ZM151 216V215H150ZM221 216H219V218L221 217ZM223 216H222V218H223ZM258 216H260V217H258ZM143 217H145V216H143ZM162 216L159 218V220L161 219L162 220ZM248 218H249V220H248ZM136 219V218H135ZM141 219V218H140ZM151 219V218H150ZM163 219H165V218H163ZM168 219V218H167ZM237 219V218H236ZM245 219V218H244ZM0 220H1V218H0ZM149 220V219H148ZM229 219H228V217H227V220H225V222H227ZM10 221V220H9ZM163 221V220H162ZM223 221V220H222ZM244 221V220H243ZM146 222H148V221H146ZM153 222H154V220H153ZM155 222H156V219H155ZM246 222V221H245ZM152 222H150V224H151ZM157 223H158V221H157ZM160 223V222H159ZM158 223V224H159ZM233 223V222H232ZM231 223V224H232ZM148 225H150L149 223H147ZM215 224V223H214ZM213 224V225H214ZM220 224H222V222H220ZM220 224H218V226L220 225ZM226 224L227 223H225L224 225L226 226ZM235 224V223H234ZM143 225H144V223H143ZM157 225V224H156ZM155 225V226H156ZM163 225V224H162ZM162 225H161V227H162ZM170 225V224H169ZM213 225H212V227H213ZM229 225H230V223H229ZM228 225V226H229ZM7 226V225H6ZM38 226V225H37ZM151 226H154V224H151ZM154 226V227H155ZM167 226V225H166ZM235 226V225H234ZM148 227V226H147ZM150 227V226H149ZM153 227V230L155 229ZM156 227H158V226H156ZM215 227H216V224H215ZM231 227V226H230ZM233 230H234V227L232 226L231 227ZM231 228H229V231H230V229ZM244 228V227H243ZM20 229V228H19ZM148 229H150V228H148ZM160 229H162V228H160ZM228 229V228H227ZM227 229H225V230H227ZM242 229V228H241ZM4 230V229H3ZM2 230V231H3ZM14 230V229H13ZM145 230H146V228H145ZM156 230V229H155ZM158 230V229H157ZM214 230L215 231H217L218 230V228L217 229H215L214 228ZM12 231V230H11ZM10 231V232H11ZM17 231V230H16ZM143 231V230H142ZM159 232L161 231V230H158ZM228 231V232H229ZM241 231H243V229L241 230ZM14 232V231H13ZM12 232V233H13ZM139 232V231H138ZM150 232V231H149ZM218 232H220V231H218ZM231 232V231H230ZM232 232H234V231H232ZM6 233V232H5ZM16 233V232H15ZM214 233V232H213ZM236 232H234V234H235ZM238 233V232H237ZM236 233V234H237ZM11 234V233H10ZM124 234V233H123ZM135 234V233H134ZM200 234V233H199ZM239 234H240V232H239ZM242 234H244V233H242ZM6 235V234H5ZM12 235V234H11ZM14 235V234H13ZM59 235V234H58ZM57 235V236H58ZM230 235V234H229ZM231 235H232V233H231ZM10 236V235H9ZM18 236V235H17ZM130 236H132V235H130ZM143 235H141V237L139 238L140 239V241H142L143 239H144V237H142ZM150 236V235H149ZM151 236H153V235H151ZM234 236V235H233ZM14 237V236H13ZM16 237V236H15ZM146 237V236H145ZM235 237V236H234ZM237 237V236H236ZM242 237V236H241ZM5 238V237H4ZM6 238H7V236H6ZM231 239H234V238H232V237H230ZM229 238V239H230ZM251 238V237H250ZM3 239V238H2ZM13 239V238H12ZM12 239H10V240H8L9 241V243H10V241L12 240ZM15 239V238H14ZM17 239V238H16ZM127 239V238H126ZM151 240L153 239V238H150ZM228 239V240H229ZM239 238H237V241H239L238 240ZM241 239V238H240ZM242 239H243V237H242ZM241 239V240H242ZM5 240V239H4ZM131 240H134L133 238L131 239ZM130 239H128L127 241H128V243L130 244L131 241ZM145 240V239H144ZM2 241V240H1ZM0 241V242H1ZM6 241V240H5ZM13 241V240H12ZM12 241H11V243H12ZM147 241V240H146ZM244 241H245V239H244ZM243 241V242H244ZM247 241V240H246ZM253 241V240H252ZM3 242V241H2ZM15 242H16V240H15ZM17 242H18V240H17ZM38 242V241H37ZM126 242V241H125ZM133 242H135V241H133ZM144 242V241H143ZM259 242H258V244H259ZM127 243V242H126ZM125 243V244H126ZM128 243H127V245H128ZM156 243V242H155ZM159 243V242H158ZM238 244H239V242H237ZM245 243V242H244ZM254 243V242H253ZM4 244L6 245V242H4ZM14 244V243H13ZM136 244H137V242H136ZM148 244V243H147ZM146 244V245H147ZM233 244V243H232ZM241 244V243H240ZM255 244H256V242H255ZM10 245V244H9ZM16 245V244H15ZM45 245V244H44ZM142 245H143V243H142ZM141 245V246H142ZM156 245V244H155ZM155 245H154V249L153 250H155L156 251V247H155ZM234 245V244H233ZM246 245H247V242H246ZM123 246V245H122ZM121 246V247H122ZM145 246V245H144ZM157 246V245H156ZM120 247V248H121ZM134 247H136V245H134ZM245 247H247V246H245ZM11 248V247H10ZM28 248H29V246H28ZM120 248H119V250L117 249V251L118 252H120L121 250H120ZM127 248V247H126ZM152 248H153V245H152ZM13 249V248H12ZM123 249V248H122ZM131 249H132V247H131ZM240 249V248H239ZM245 249V248H244ZM247 249V248H246ZM263 249V248H262ZM34 250H35V248H34ZM133 250V249H132ZM147 250V249H146ZM149 250V249H148ZM129 251H131L130 249H129ZM129 251L127 252V253H129ZM135 251H136V248H135ZM154 251V252H155ZM38 252V251H37ZM146 252V251H145ZM145 252H143L144 254H145ZM49 253V252H48ZM143 253H141V254H143ZM148 253H150V252H147L146 254H148ZM6 254V253H5ZM133 255V254H132ZM154 254H152L150 257V260L152 259V256H153ZM251 255V254H250ZM3 256V255H2ZM23 256V255H22ZM117 256V255H116ZM143 256V255H142ZM235 255H231V258L233 259V257H234ZM242 256V255H241ZM246 256V255H245ZM249 256V255H248ZM144 257V256H143ZM145 257H147V256H145ZM154 257H156L155 255H154ZM158 257V256H157ZM254 257V256H253ZM31 258V257H30ZM34 258V257H33ZM230 258V259H231ZM24 259V258H23ZM27 259V258H26ZM110 259V258H109ZM112 259H114V258H112ZM116 259V258H115ZM124 259H126V257L124 258ZM128 259V258H127ZM130 259V258H129ZM142 259V258H141ZM148 259H149V257H148ZM148 259H146L145 260V262L148 260ZM154 259V258H153ZM35 260V259H34ZM121 260H123V259H121ZM121 260L119 261L120 263H121ZM132 260V259H131ZM5 261V260H4ZM33 261V260H32ZM128 261V260H127ZM130 261V260H129ZM128 261V262H129ZM144 261V260H143ZM161 261V260H160ZM229 262L231 261L232 262V260H228ZM227 261V262H228ZM36 262V261H35ZM116 262V261H115ZM123 262V261H122ZM131 262H133V261H131ZM130 262V263H131ZM144 262V263H145ZM147 262H149V261H147ZM226 262V264H228ZM230 262V263H231ZM235 262V261H234ZM30 263V262H29ZM32 263V262H31ZM50 263V262H49ZM101 263V262H100ZM107 264V261L105 262V260L101 263V264ZM108 263H110L109 261H108ZM124 263V262H123ZM140 263V262H139ZM138 263V264H139ZM143 263V262H142ZM54 264H56V263H54ZM93 264H95V262H93ZM96 264H99L98 263V261L96 262ZM111 264V263H110ZM224 264H225V262H224Z\"/></svg>","mask_w":264,"mask_h":264}]
</instances>
